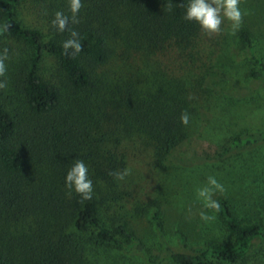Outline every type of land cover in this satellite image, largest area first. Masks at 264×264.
I'll return each instance as SVG.
<instances>
[{
  "label": "trees",
  "instance_id": "obj_1",
  "mask_svg": "<svg viewBox=\"0 0 264 264\" xmlns=\"http://www.w3.org/2000/svg\"><path fill=\"white\" fill-rule=\"evenodd\" d=\"M20 1L0 0V38L13 35L31 49L20 81L31 115L29 121L20 125L0 104V264H71L72 238L66 233L69 228L78 232L95 229L97 241L125 244L145 255L133 230L125 223L117 222L111 228L100 223L94 197L82 200L74 191L68 195L64 183L67 157L78 143L82 128L78 119L59 106L55 86L38 75V63L43 54L53 55L66 87L79 91L88 83L90 68L104 63L115 50L117 56L128 58V64L134 63L136 68L177 69L194 79L201 94L209 96L206 88L210 80L225 76L216 62L228 44L229 22L224 21L220 34L208 36L195 21L183 18V8L176 7L187 0H81L86 6L82 8L83 15L79 12L80 23L68 27L80 33L83 50L71 58L62 48L70 32L61 33L51 26L55 38L45 39L38 29L21 25L14 15ZM169 4L173 5L171 11ZM240 9L247 14L235 34V45L252 65L247 75L263 80L264 57L258 50L264 44V0H240ZM4 25H9L7 32L3 31ZM188 93L179 87L167 95L155 93L146 100H132L127 106L129 118L146 135L159 161L182 160L176 156L177 150L191 144L188 126L180 120L182 112L190 116L193 111L190 103L194 97ZM263 141L264 131L235 135L212 156L192 158L220 159L234 149ZM24 156L42 163L47 177L37 184L23 181L19 167ZM219 203V215L230 235L228 242L191 246L181 237L183 250L166 245L165 254L158 260L146 257V261H242L252 244L264 241V221L241 224L226 200L220 199ZM151 219L156 231L161 232L160 213L153 211Z\"/></svg>",
  "mask_w": 264,
  "mask_h": 264
},
{
  "label": "rangeland",
  "instance_id": "obj_2",
  "mask_svg": "<svg viewBox=\"0 0 264 264\" xmlns=\"http://www.w3.org/2000/svg\"><path fill=\"white\" fill-rule=\"evenodd\" d=\"M68 6L65 0H22L14 15L21 25L38 29L45 39H54L50 21L56 11L66 14ZM80 12L83 15L82 9ZM3 48H8L9 59L5 61L6 76L0 77L7 80V87L0 89V104L24 125L31 115L20 81L31 49L10 34L0 38V50ZM258 53L264 57V44ZM122 59L114 50L104 63L90 68L88 83L79 91L66 87L53 55L43 54L38 63V75L55 86L59 106L78 119L82 128L67 157L66 173L75 160H83L93 183L100 223L108 228L125 223L145 251L144 255L125 244H103L95 239V229L78 232L69 228L71 264H151L146 257L158 260L166 245L183 250L181 237L191 246L228 242L230 235L219 211L205 210L215 216L212 221L199 216L203 205L196 191L208 176H214L226 189L213 198L226 200L241 224L264 221V141L234 149L220 159L192 158L212 156L235 135L264 131V79L247 75L252 65L235 45V35H228V44L217 58L225 76L208 81L209 96L201 94L194 79L177 69L136 68L134 63L128 64V58ZM179 87L194 97L187 124L191 144L177 150L176 156L182 160L159 161L146 135L129 118L127 106L132 100H146L155 93L167 95ZM124 168L131 169L124 180L109 175ZM19 175L23 181L37 184L47 177V171L42 163L24 156ZM155 210L160 213L161 232L151 219ZM211 264H264V241L252 244L242 261Z\"/></svg>",
  "mask_w": 264,
  "mask_h": 264
},
{
  "label": "clouds",
  "instance_id": "obj_3",
  "mask_svg": "<svg viewBox=\"0 0 264 264\" xmlns=\"http://www.w3.org/2000/svg\"><path fill=\"white\" fill-rule=\"evenodd\" d=\"M84 7L81 0H69L68 10L70 15H65L62 11H56L54 18L50 21L52 27L58 32L68 30L70 36L62 42L64 54L75 58L82 50L80 33L75 29H69V24H79V12ZM184 9L183 18L186 21H195L200 29L208 36L220 34L222 24L225 20L229 22L230 34L235 35L243 24L246 12L240 9V0H187V3L176 5ZM168 9L171 11L173 5L169 4ZM9 25L3 26V31L7 32ZM8 48L0 50V77L6 76L5 61L9 59ZM7 87V80H0V89ZM181 123H189V114L184 111L180 116ZM131 174L130 168H124L119 171H110L109 175L116 180H124ZM65 187L68 189V195L74 191L82 200H91L93 198V183L88 176V166L83 160H75L65 175ZM226 191L224 185L214 176H208L207 182L203 187L196 191L197 198L202 201L203 208L199 212L201 220L205 222L215 219L214 215H209L207 209L213 212L220 210V203L213 197Z\"/></svg>",
  "mask_w": 264,
  "mask_h": 264
}]
</instances>
